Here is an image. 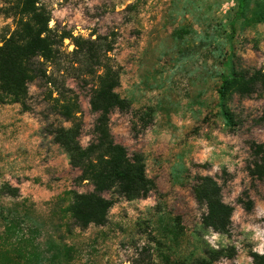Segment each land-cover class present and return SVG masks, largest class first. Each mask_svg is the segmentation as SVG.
Instances as JSON below:
<instances>
[{
    "label": "rangeland",
    "instance_id": "1",
    "mask_svg": "<svg viewBox=\"0 0 264 264\" xmlns=\"http://www.w3.org/2000/svg\"><path fill=\"white\" fill-rule=\"evenodd\" d=\"M257 2L264 0L251 1L229 41L235 0H41L57 35L99 36L112 47L116 92L130 109L111 113L110 132L143 157L154 187L133 201L104 194L114 199L107 223L76 227L67 212L72 194L92 186L79 181L54 143L49 131L69 124L52 112L50 88L37 79L28 85L26 109L0 104V187L19 191L0 195V264H196L219 250L210 264H251L249 252L264 254V179L247 172L249 142L264 143V97L231 94L226 107L238 125L227 128L217 95L228 56L244 74L264 71ZM5 8L0 0V42L14 29ZM58 48L64 64L75 60L68 39ZM94 79L66 81L79 98L82 147L94 140ZM200 177H211L233 208L227 235L201 224L205 208L193 197ZM247 198L250 211L239 203Z\"/></svg>",
    "mask_w": 264,
    "mask_h": 264
},
{
    "label": "trees",
    "instance_id": "2",
    "mask_svg": "<svg viewBox=\"0 0 264 264\" xmlns=\"http://www.w3.org/2000/svg\"><path fill=\"white\" fill-rule=\"evenodd\" d=\"M251 1L235 0L236 8L228 24L229 41L234 38L236 24L246 19ZM5 5L4 14L12 19L14 29L0 42V104H19L26 109L30 83L39 79L50 88L51 110L69 126L53 128L49 133L54 143L67 154L70 166L80 172L79 181L92 186L90 192L72 194L67 212L80 229L90 225L103 226L114 204V199H107L104 194L133 201L147 198L154 187L146 176L143 157L130 155L124 146L115 143L110 132L111 113L130 109V103L116 92L120 74L108 57L112 47L103 44L99 36L92 40L71 34L57 35L48 27L50 15L41 0H5ZM252 15L257 22L264 21V2H257ZM65 39L74 47L70 56H75V60L64 64L58 44L62 45ZM222 66L225 72L217 88L219 113L224 126L233 128L238 124L226 107L228 97L234 93L242 97L252 94L264 97V71L255 70L249 74L237 71L230 56ZM48 68L50 71L46 74ZM91 78L96 81L89 98L90 110L96 114L94 140L82 147L79 142L82 129L79 98L66 81L74 79L84 84ZM249 150L248 175L253 181H262L264 143L249 142ZM18 194V189L8 184L0 187V195L16 198ZM193 197L205 208L202 226L227 235L233 208L223 202L218 184L211 177H200L193 188ZM239 203L246 211L252 208L249 198L246 202L239 200ZM222 253V250L205 253L196 264H210L208 261H216ZM249 257L251 264H264L263 254L251 251Z\"/></svg>",
    "mask_w": 264,
    "mask_h": 264
},
{
    "label": "built area",
    "instance_id": "3",
    "mask_svg": "<svg viewBox=\"0 0 264 264\" xmlns=\"http://www.w3.org/2000/svg\"><path fill=\"white\" fill-rule=\"evenodd\" d=\"M264 255V254H263Z\"/></svg>",
    "mask_w": 264,
    "mask_h": 264
}]
</instances>
